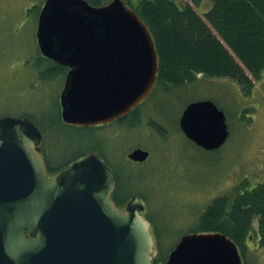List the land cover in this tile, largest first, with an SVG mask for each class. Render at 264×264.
I'll list each match as a JSON object with an SVG mask.
<instances>
[{
	"label": "water",
	"instance_id": "1",
	"mask_svg": "<svg viewBox=\"0 0 264 264\" xmlns=\"http://www.w3.org/2000/svg\"><path fill=\"white\" fill-rule=\"evenodd\" d=\"M35 37L44 58L68 68L59 96L65 124L109 123L143 101L155 82L154 41L123 0H44ZM178 124L204 150L218 149L229 135L211 100L187 104ZM40 140L28 118L0 117V264H152L151 224L137 196L117 207L112 168L88 154L48 178ZM147 156L136 148L127 157ZM161 264L242 261L224 234L187 233Z\"/></svg>",
	"mask_w": 264,
	"mask_h": 264
},
{
	"label": "rangeland",
	"instance_id": "2",
	"mask_svg": "<svg viewBox=\"0 0 264 264\" xmlns=\"http://www.w3.org/2000/svg\"><path fill=\"white\" fill-rule=\"evenodd\" d=\"M109 1L102 0L103 4ZM124 1L134 8L142 0ZM43 2L0 0V115L30 114L42 133L48 156H54L57 144L64 141L100 136L105 149L99 151L123 177V189L127 188L129 173L133 172L137 180L131 183L132 189L141 194L142 213L150 218L155 239L153 261L161 264V257L167 258L181 235L214 199H231L237 190H250L264 180V69L259 79H252L248 93L231 79L201 75L178 88L156 85L140 106L136 127L111 125L93 133L61 122L54 129L50 122L58 115L62 76L42 83L30 66L20 67L32 52L29 42L35 40L39 14L35 17L29 8L41 7ZM193 7L202 15L211 2L205 0ZM18 81L26 84L18 87ZM198 100H211L225 114L229 135L218 149L195 146L178 126L185 106ZM135 147L149 152L146 162L135 164L127 159ZM257 231L254 219L243 264H264V241L261 243Z\"/></svg>",
	"mask_w": 264,
	"mask_h": 264
},
{
	"label": "trees",
	"instance_id": "3",
	"mask_svg": "<svg viewBox=\"0 0 264 264\" xmlns=\"http://www.w3.org/2000/svg\"><path fill=\"white\" fill-rule=\"evenodd\" d=\"M85 1L92 6L103 3L102 0ZM203 1L142 0L133 8L154 41L157 53L156 85L167 89L178 88L194 82L197 75H201L231 79L248 93L252 79H259L264 69V0H208L211 7L200 15L193 5L198 6ZM40 8L32 6L29 9H33L32 14L35 13L36 17ZM29 48L33 53L22 62L25 64L21 68L30 66L33 76L42 83L61 78L65 71L63 66L41 57L34 38L32 44L29 42ZM22 84L26 83L18 81L16 86ZM20 115L34 122L30 114L21 112ZM55 118L50 122V127L54 129L57 124H62L60 108ZM126 119L124 124L128 127L137 126L138 116L134 111ZM153 127L159 130L155 124ZM46 131L49 130L46 128ZM81 141H64L57 144V151L77 147ZM56 158L61 159L58 155ZM115 174L116 188L111 197L118 207H123L134 195L141 196L140 192L132 189L131 183L137 181L133 172L125 178L126 190L122 187L124 179L117 168ZM254 219H257L263 243L264 180L250 190H237L231 199H214L187 232L224 234L236 245L243 262ZM161 260L165 258L161 257Z\"/></svg>",
	"mask_w": 264,
	"mask_h": 264
},
{
	"label": "flooded vegetation",
	"instance_id": "4",
	"mask_svg": "<svg viewBox=\"0 0 264 264\" xmlns=\"http://www.w3.org/2000/svg\"><path fill=\"white\" fill-rule=\"evenodd\" d=\"M63 68H64L65 71H64V73L62 75V79L64 80V77H65V75H66V73L68 71V68L67 67H63ZM155 86H156V82L153 85V87H152L151 91L149 92L148 96L144 99V101H146L149 98L150 94H152V90H154L153 88H155ZM144 101H142L137 107L131 109V111L129 113H127V114H125V115L119 117L118 119H115V120H113V121H111L109 123L97 124V125H94V126L83 127V128L84 129H88V130H90L93 133L95 131H100V130L104 129L105 127L111 126V125H119V126H123L125 128H128V125L124 124L127 121L126 118L130 117L133 114V111H134L135 115L139 117V115H140V106H141V104ZM122 119H124V120L121 121ZM69 127L82 128V127H76V126H69ZM38 147H39L40 155H41V157H42V159H43V161L45 163V167H46V170H47L48 177H50L53 172L57 171L61 167L66 166L68 163H70L74 159H76V158H78V157H80L82 155H85V154L97 155V156L105 159L109 163V165H111L110 162L108 161L107 157L104 155V153L102 151L101 152L99 151V150L105 149V143L103 142V140L101 139L100 136L95 137L94 139L89 138V139L82 140L81 144L79 146L72 147L69 150H59V151H57V153L54 154V156H48L46 154V152L44 151V148H43L44 145H42V140L38 144ZM136 148H139V147H135L131 151H133ZM57 155L62 159V160L60 159L61 161L57 160V158H56ZM148 158H149V152H148V156L146 157V159H144L143 161H140V162L133 161V160L128 159V158L127 159L130 162H132V163L140 164V163L146 162ZM111 167L115 171V168L112 165H111ZM151 230H152V226H151ZM26 236L28 237L29 235L27 234ZM260 239L262 240V236L261 235H260Z\"/></svg>",
	"mask_w": 264,
	"mask_h": 264
}]
</instances>
